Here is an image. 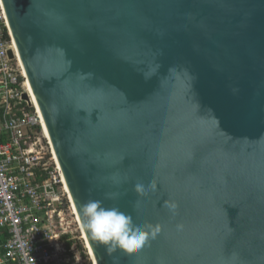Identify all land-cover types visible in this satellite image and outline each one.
<instances>
[{"label":"water","instance_id":"obj_1","mask_svg":"<svg viewBox=\"0 0 264 264\" xmlns=\"http://www.w3.org/2000/svg\"><path fill=\"white\" fill-rule=\"evenodd\" d=\"M1 2L95 264H264V0ZM89 200L162 232L110 256Z\"/></svg>","mask_w":264,"mask_h":264},{"label":"built area","instance_id":"obj_2","mask_svg":"<svg viewBox=\"0 0 264 264\" xmlns=\"http://www.w3.org/2000/svg\"><path fill=\"white\" fill-rule=\"evenodd\" d=\"M30 88L0 0V264H95Z\"/></svg>","mask_w":264,"mask_h":264},{"label":"clouds","instance_id":"obj_3","mask_svg":"<svg viewBox=\"0 0 264 264\" xmlns=\"http://www.w3.org/2000/svg\"><path fill=\"white\" fill-rule=\"evenodd\" d=\"M156 189L155 180L151 181L147 188L142 183L135 185V191L140 196H146ZM115 195L108 194L109 198H114ZM164 206L173 215L177 214L178 203L165 201ZM80 212L84 219V230L92 240L103 245L110 256L118 250L129 255L141 251L150 240L156 239L163 229L159 223L137 225L130 214L122 212L117 207H105L100 200H89L81 206ZM176 228L177 231H182L184 225L177 224Z\"/></svg>","mask_w":264,"mask_h":264},{"label":"rangeland","instance_id":"obj_4","mask_svg":"<svg viewBox=\"0 0 264 264\" xmlns=\"http://www.w3.org/2000/svg\"><path fill=\"white\" fill-rule=\"evenodd\" d=\"M66 214H67L69 221L72 222V231L74 233L75 241L77 242L78 247H79V245H82V248L84 249L85 248V241L82 240L83 234H81V230L78 228V225H76L74 223L73 220H74L75 216L72 215V211L68 207L66 208Z\"/></svg>","mask_w":264,"mask_h":264},{"label":"bare ground","instance_id":"obj_5","mask_svg":"<svg viewBox=\"0 0 264 264\" xmlns=\"http://www.w3.org/2000/svg\"><path fill=\"white\" fill-rule=\"evenodd\" d=\"M30 89H31V88H30ZM31 92H32V90H31ZM32 94H33V92H32ZM33 99H34V103H35L36 107H37L38 110L40 111V109H39V107H38V104H37V102H36V99H35L34 95H33ZM40 113H41V111H40ZM41 116H42V115H41ZM42 119H43V117H42ZM43 127H44V134H45L46 138L50 141L49 134H48L47 128H46V126H45L44 120H43ZM50 143H51V142H50ZM65 187H66V190L68 191L67 185H65ZM73 211H74V214H76V211H75L74 206H73ZM76 215H77V214H76ZM76 220L78 221V224H79V226H80V230L82 231V228H81L80 222H79V220H78V217L76 218ZM82 234H83V231H82ZM83 239L86 241V239H85V237H84V234H83ZM86 246H87V248H88L87 242H86ZM88 250H89V248H88ZM89 254L91 255L90 251H89ZM91 257H92V256H91ZM92 259H93V258H92Z\"/></svg>","mask_w":264,"mask_h":264},{"label":"trees","instance_id":"obj_6","mask_svg":"<svg viewBox=\"0 0 264 264\" xmlns=\"http://www.w3.org/2000/svg\"><path fill=\"white\" fill-rule=\"evenodd\" d=\"M0 237L2 238V240L4 241L7 237V232L6 231H0ZM74 242V241H73ZM76 242V241H75ZM72 242H70L68 245L71 246ZM79 248L80 249H83L82 248V245H79Z\"/></svg>","mask_w":264,"mask_h":264},{"label":"crops","instance_id":"obj_7","mask_svg":"<svg viewBox=\"0 0 264 264\" xmlns=\"http://www.w3.org/2000/svg\"><path fill=\"white\" fill-rule=\"evenodd\" d=\"M3 242V240H2V238L0 237V243H2Z\"/></svg>","mask_w":264,"mask_h":264}]
</instances>
